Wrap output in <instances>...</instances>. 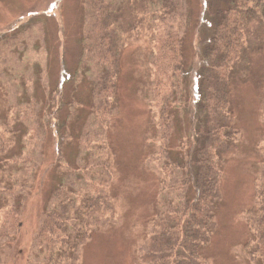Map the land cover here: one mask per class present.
Listing matches in <instances>:
<instances>
[{
  "label": "trees",
  "instance_id": "16d2710c",
  "mask_svg": "<svg viewBox=\"0 0 264 264\" xmlns=\"http://www.w3.org/2000/svg\"><path fill=\"white\" fill-rule=\"evenodd\" d=\"M204 6L198 48L187 56L185 0L82 1L80 69L70 77L75 90L73 101L64 105L63 129L54 133L59 144L55 184L39 212L26 264H83V250L94 236L124 226L120 173L109 135L118 123L117 84L126 52L143 70L133 74L138 80L142 76L150 120L144 138L152 145L145 148L142 168L156 184L148 216L126 226L132 264L212 263L209 248L218 227L223 169L240 156L245 141L240 91L255 89L264 123V0H204ZM26 29L0 40V92L8 97L16 83L23 85V91L8 97L10 110L0 118V264L10 258L24 201L35 188L43 124L50 115L57 124L62 110L55 103L62 78L44 101L34 94V85L41 87L38 73L35 82L23 84L25 74L17 63L38 22ZM193 64L197 72L191 93ZM84 80L86 105L74 98ZM81 111L87 112L85 121L73 137L71 112ZM185 113L191 124L180 142L171 145L175 124ZM262 140L256 146L260 164L253 203L242 215L248 235L237 248L239 264H264V136ZM70 147L74 158L67 155Z\"/></svg>",
  "mask_w": 264,
  "mask_h": 264
},
{
  "label": "rangeland",
  "instance_id": "374dc122",
  "mask_svg": "<svg viewBox=\"0 0 264 264\" xmlns=\"http://www.w3.org/2000/svg\"><path fill=\"white\" fill-rule=\"evenodd\" d=\"M82 1L0 0V40L5 36L23 32L27 30V25L38 22V30L33 32L29 48L24 49L22 58L17 63L20 66L18 71L25 74L23 76L26 82L23 84L35 82L34 74L38 73L41 87L34 85V94L37 99L44 101L49 96L48 93L50 94L61 83V78L64 80V86L57 91L56 102L54 101L62 108L59 121L57 124L54 123L53 116L48 114L49 117L43 124L44 136L39 150L42 156L37 161L39 169L34 175L35 185H32L35 188L29 192L24 201L22 225L16 237L17 241L11 244L13 250L9 253L10 258L3 259L7 264L27 263L32 234L40 221L39 212L47 206L55 184L53 166L59 157V144L54 133L60 127L61 130L63 129L62 122L67 117V109L64 105L73 101L70 94L75 90L70 77L76 74L77 68L80 69L78 60L81 57L80 38L84 16ZM185 3L188 17L185 50L189 56L190 52L198 48L197 36L201 24L205 22V6L204 0H185ZM206 14L208 16V13ZM139 64L133 53L126 52L122 55L117 84L119 106L117 117H119L117 118L118 123L109 135L117 155L120 173L117 191L119 196H122L124 212L122 225L124 226L111 233L94 236L83 250V264H132L129 232L126 226L133 220H137L138 223L145 220L148 216V202L154 198L156 193L153 175H149L142 168L147 156L145 148L151 147L152 141L147 137L144 138V133L150 130V120L142 76L139 80L137 76H133L135 72L143 73ZM196 72L197 66L193 64L188 74L191 93H193ZM30 73L33 76H30ZM42 84L48 85L45 86L46 89ZM20 91H23V85L16 83L15 88H10L8 97L12 98ZM5 94L0 92V118L2 119L6 117L11 107V104H7L8 97ZM88 95L89 87L84 80L77 87L74 98L86 105ZM240 99V126L243 128L245 141L240 148V156L229 161L223 169L220 183L221 201L216 207L218 227L209 248L211 264H239L235 261L237 248L239 249L246 243L248 235L242 215L253 203V181L260 164L256 146L263 141L264 123L259 112L261 100L255 89L248 87L240 91ZM186 110L189 112L187 108ZM71 114L68 127L69 129L73 127L70 129L73 130L71 134L76 137L79 129H82L80 126L84 124L87 112L81 111L78 115L71 112ZM185 114L184 118L179 119L175 124L171 145H177L180 142V138L185 135L188 125L191 124V117ZM67 149L70 153L67 154L68 157L74 158L75 149L72 147ZM126 180L128 182L125 184ZM122 187H124V192ZM137 234H139L138 230Z\"/></svg>",
  "mask_w": 264,
  "mask_h": 264
}]
</instances>
